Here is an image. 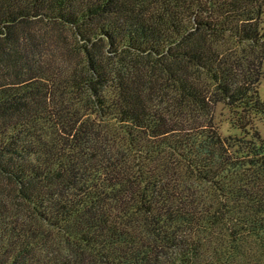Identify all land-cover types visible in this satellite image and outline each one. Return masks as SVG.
I'll return each mask as SVG.
<instances>
[{"label": "trees", "instance_id": "trees-1", "mask_svg": "<svg viewBox=\"0 0 264 264\" xmlns=\"http://www.w3.org/2000/svg\"><path fill=\"white\" fill-rule=\"evenodd\" d=\"M41 21L83 68L17 38ZM0 37V179L37 212L0 183V264H264V0H0Z\"/></svg>", "mask_w": 264, "mask_h": 264}, {"label": "rangeland", "instance_id": "rangeland-1", "mask_svg": "<svg viewBox=\"0 0 264 264\" xmlns=\"http://www.w3.org/2000/svg\"><path fill=\"white\" fill-rule=\"evenodd\" d=\"M72 31V30H71ZM68 29H64L62 26H59L53 22H46L41 21L39 23H34L29 26L24 32V34H20L17 38H33V40L37 43L38 48L40 49V58H42L41 63H51L52 67L61 68L65 71H69V69H74L77 66L79 68H83L85 64V56L83 50L80 48L78 41L76 40V36ZM6 37H0V55L6 52L12 51L11 43L5 40ZM12 38V37H11ZM15 38V37H14ZM37 48V49H38ZM38 49V50H39ZM46 58V59H44ZM4 61H8V57L3 58ZM12 61V59H11ZM117 69L121 68L122 63L118 62V59L114 63ZM19 67V66H15ZM9 65H3L0 62V79L2 77H7L9 80H12L13 76L15 75L16 68ZM120 71L124 73L123 69L121 68ZM263 71H264V64H263ZM19 72V71H18ZM6 79V78H5ZM116 78L114 76L111 77L109 82L110 85L106 87L107 92L110 94H114L115 92V85ZM116 83V84H115ZM260 94L264 98V75L261 79V84L259 86ZM167 98V97H163ZM163 103L166 104L164 100ZM93 117L95 115H92ZM231 117V113L229 107L225 106L224 104H220L218 108V118L221 120V130L224 134L229 133H236L240 134V130L233 128L229 123V118ZM109 120V119H106ZM104 123H108L103 121ZM110 125H112V121H110ZM259 129L264 136V119L258 121ZM4 181V182H3ZM1 186L5 185L6 192L10 194L13 199L14 205L19 208L23 216H28L29 218H34L37 216V212L32 206L27 205V203L21 204V200L19 197L15 196L16 188L14 185L9 184L7 181L0 179ZM9 196V197H10ZM46 225V223H45ZM56 238L55 240L63 246L65 252H70L71 250V243L77 246L76 243H73L72 240H68V237L64 232H59L55 230ZM68 240V242H67ZM70 247V248H69ZM89 257L91 254H89ZM175 264H181L179 259L176 260Z\"/></svg>", "mask_w": 264, "mask_h": 264}]
</instances>
